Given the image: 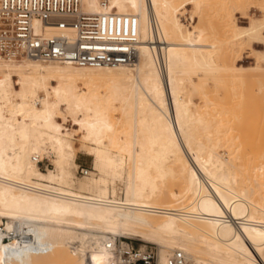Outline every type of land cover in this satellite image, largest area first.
I'll return each mask as SVG.
<instances>
[{"label": "bare ground", "instance_id": "1", "mask_svg": "<svg viewBox=\"0 0 264 264\" xmlns=\"http://www.w3.org/2000/svg\"><path fill=\"white\" fill-rule=\"evenodd\" d=\"M191 1L197 12L202 0ZM185 6L110 0V10L138 18L129 64L0 60V264H38L55 248L60 264H116L105 242L122 234L158 244L161 264L176 249L194 264H264V159L238 165L221 151L230 128L219 102L226 77L237 85L243 73L264 76L261 63L235 60L245 46L264 61L253 48L264 46V6L247 25L233 10L217 12L218 24L190 15L191 29L180 17ZM82 7L103 11L98 0ZM73 31L70 21H46V33ZM101 78L104 93L93 85ZM204 84L215 87L213 98ZM78 151L91 156L82 177ZM44 158L52 167L41 170ZM169 180L182 185L177 195Z\"/></svg>", "mask_w": 264, "mask_h": 264}, {"label": "built area", "instance_id": "2", "mask_svg": "<svg viewBox=\"0 0 264 264\" xmlns=\"http://www.w3.org/2000/svg\"><path fill=\"white\" fill-rule=\"evenodd\" d=\"M98 2L101 12L84 10L82 0H0V60L28 58L80 67L131 63L136 53L138 18L110 10V0ZM46 21H70L74 31L46 33ZM78 169L83 175L89 171L80 165ZM105 247L116 264H161L154 246H134L127 238L117 237L105 242ZM165 264H189V260L176 249Z\"/></svg>", "mask_w": 264, "mask_h": 264}, {"label": "rangeland", "instance_id": "3", "mask_svg": "<svg viewBox=\"0 0 264 264\" xmlns=\"http://www.w3.org/2000/svg\"><path fill=\"white\" fill-rule=\"evenodd\" d=\"M201 1V0H200ZM201 8L196 12V10L193 7V2L191 0H186V6L185 9L181 10V19L185 24H187V28H192V24L189 23L188 17L190 15H197V17H205L206 19H210V21L214 24H218V18H217V12L222 13L223 11H232L236 15V19L240 25H247V15H260V8L264 6V0H202L201 1ZM239 8L240 11L237 9L234 10V8ZM237 12V13H236ZM255 13V14H254ZM216 20V22H215ZM201 21V20H200ZM193 24H196V22H193ZM202 26L208 28L209 24L204 22L202 23ZM187 30V29H185ZM244 48L237 53L236 51V59L239 63L243 66H252L256 65V63H261L264 65V61L259 62L260 55L256 54L251 50L250 48ZM253 48L264 51V46L260 44H253ZM238 84L241 83V85H236L232 83L231 81L227 80V77L225 78V82L223 83L225 87L221 88V91L219 92V102L221 108L223 107V112L225 110L229 113L222 114L223 116V122L225 121L224 128L226 130L228 128V132L225 135H221V142L223 143V147L221 151L224 153H227V158L232 160L234 163L241 165L243 157L251 156L250 158L253 159V163L257 164L261 160L264 159V76L257 75L256 73H243L238 77ZM77 85L79 88H86V84L82 80H77ZM205 82V81H204ZM243 83V84H242ZM222 84V85H223ZM96 87V91L100 93L106 92L107 84L105 79H97L94 81L93 84ZM92 85V86H93ZM99 87H97V86ZM94 87V88H95ZM106 87V88H105ZM190 87L188 86V89ZM215 87L212 85L204 84L203 88L201 89L203 92L207 93L210 98H213V95ZM224 89V90H223ZM102 91V92H101ZM226 91V92H225ZM41 97H43V93L40 94ZM225 95V96H224ZM233 98V105L232 102H228V97ZM200 92L193 91L191 92V98L196 101L197 103L200 102ZM226 97V98H225ZM50 98V97H49ZM230 99V98H229ZM232 101V99L230 100ZM236 102V103H234ZM230 103V107L229 104ZM234 105H239L237 108L235 107V111L233 110ZM232 106V108H231ZM236 112V118L233 119L231 113V110ZM244 110V111H242ZM63 111L64 107H63ZM247 115V113H249ZM67 114V113H66ZM115 115L119 116V111L116 110L114 112ZM68 116V115H67ZM226 119V120H225ZM229 119H233L230 123ZM229 120V121H228ZM227 121V123H226ZM229 122V123H228ZM67 126L72 127V124L70 122V117H68ZM226 126V127H225ZM76 127V126H75ZM232 129V130H231ZM230 130V131H229ZM231 133L235 134L237 139L234 140L233 143H229V135ZM75 145L79 146V140H74ZM231 142V141H230ZM226 143V144H225ZM226 145V146H225ZM236 151V152H235ZM234 154V156H233ZM232 157V158H231ZM76 162L81 167L87 168L89 171L91 170V156L85 154L83 151H78L76 156ZM39 166L41 170H45L46 168H51L52 165L50 161L47 158H44L42 161L39 162ZM78 177H82L83 174L80 173L79 169H77V175ZM245 176H241V179H243ZM168 183L166 190H170L171 194L177 191H181L182 185L178 183L179 181L172 180ZM180 184V185H179ZM253 185V183H250V185ZM180 186V189H179ZM175 191V192H174ZM178 191V192H179ZM169 193V192H168ZM180 193H178L179 195ZM97 235H101V232H97ZM116 239L119 237L121 240L124 238H127L128 241H130L134 246H154L157 251L160 250V246L158 244L149 243L140 237H137L135 235L131 234H122L118 236H114ZM192 264H194L193 258H189ZM63 261V256L55 248L53 253H48L44 256V258L38 263V264H60Z\"/></svg>", "mask_w": 264, "mask_h": 264}]
</instances>
